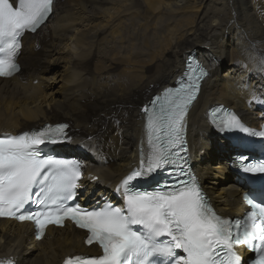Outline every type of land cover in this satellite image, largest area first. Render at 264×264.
I'll return each instance as SVG.
<instances>
[{
	"label": "bare ground",
	"instance_id": "obj_1",
	"mask_svg": "<svg viewBox=\"0 0 264 264\" xmlns=\"http://www.w3.org/2000/svg\"><path fill=\"white\" fill-rule=\"evenodd\" d=\"M47 18L23 36L20 71L0 79V133L68 123L69 145L53 148L84 162L79 200L111 197L147 152L142 108L195 51L208 75L186 113L191 168L217 212L241 214L247 189L230 171L235 148L210 128L206 109L224 104L250 127L264 118V0H53ZM30 232L0 220V256L59 264L94 250L70 225L49 227L39 242Z\"/></svg>",
	"mask_w": 264,
	"mask_h": 264
},
{
	"label": "snow or ice",
	"instance_id": "obj_2",
	"mask_svg": "<svg viewBox=\"0 0 264 264\" xmlns=\"http://www.w3.org/2000/svg\"><path fill=\"white\" fill-rule=\"evenodd\" d=\"M52 6L53 0H19L18 4L0 0V44L14 50L26 32L39 29ZM188 67L192 68L190 62ZM17 71L11 58L0 60V77ZM206 75V70L197 66L185 73L187 83L183 79L178 81V86L168 87L150 101V106L142 108L152 150L146 162L132 170L116 189L122 195L123 207L106 203L97 210L75 203L80 187L79 166L67 159L41 154V146L70 140L67 124L0 138V217L33 221L37 239L47 225L63 226L65 220L86 230L85 243L97 245L101 254L68 258L64 264H243L235 251L237 245L256 252L255 264H264V175L259 177V187L251 190L252 199L248 202L252 211L245 220L236 219L234 223L213 211L195 181L176 180L157 185L151 191L136 187L137 181H146L174 163L171 149L184 150L185 114L197 96L199 81ZM237 129H242V125L235 115L229 114L219 121L222 132ZM161 130L163 137L159 135ZM153 133L159 142H152ZM237 159L238 170L252 174L241 179L256 184V174H264V160L245 163V157ZM178 171H184L182 163ZM34 189H38L35 199ZM30 203L38 205L39 210L27 208ZM161 237L169 239L160 242Z\"/></svg>",
	"mask_w": 264,
	"mask_h": 264
},
{
	"label": "rangeland",
	"instance_id": "obj_3",
	"mask_svg": "<svg viewBox=\"0 0 264 264\" xmlns=\"http://www.w3.org/2000/svg\"><path fill=\"white\" fill-rule=\"evenodd\" d=\"M93 61H94V59H92ZM98 66H100L99 65V63H96ZM94 65V67L96 66L95 64H93V63H91V68H92V66ZM221 70H224V68H222ZM37 82L36 81H34V84H36Z\"/></svg>",
	"mask_w": 264,
	"mask_h": 264
}]
</instances>
